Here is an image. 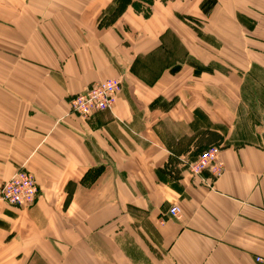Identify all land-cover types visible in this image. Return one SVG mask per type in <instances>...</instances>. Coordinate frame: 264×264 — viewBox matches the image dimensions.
I'll use <instances>...</instances> for the list:
<instances>
[{"label": "crops", "instance_id": "0c3cea01", "mask_svg": "<svg viewBox=\"0 0 264 264\" xmlns=\"http://www.w3.org/2000/svg\"><path fill=\"white\" fill-rule=\"evenodd\" d=\"M118 1L0 0V187L18 170L39 187L28 208L0 200V264H264V128L244 137L239 124L262 97L229 102L240 72L215 82L222 51L198 33L203 0H153L148 17L129 2L111 20ZM218 2L264 32V0ZM205 29L227 40L212 16ZM168 33L187 55L171 65ZM109 78L122 82L113 108L72 110ZM207 131L224 145L215 179L188 172Z\"/></svg>", "mask_w": 264, "mask_h": 264}, {"label": "rangeland", "instance_id": "374dc122", "mask_svg": "<svg viewBox=\"0 0 264 264\" xmlns=\"http://www.w3.org/2000/svg\"><path fill=\"white\" fill-rule=\"evenodd\" d=\"M119 1H125V0H119ZM141 1H145V4H142L140 2V0H127V2H133L136 3L137 5H135V8L137 11L142 12L145 16H150L153 13V9H152V5L149 6V4H152L153 0H141ZM163 3L166 2H170L172 0H161ZM183 1H187V3L190 2V0H183ZM261 1V0H260ZM148 4V5H147ZM221 4V2H218V0H203L201 2V10L203 11V16L202 18L196 20L197 24H198V33L199 35L202 36L203 41L207 42L211 45V47H218V49H221L222 51V57H221V64L219 63V66L221 67H215L218 68L220 70H214L215 74L219 75V79H215L216 81H221L222 77L221 74H226L228 76L227 73L231 74H236L239 75L238 72H240L241 74L239 75L244 83V87H237L238 82L240 79H238L237 77H230V86L227 88L230 91V95L229 98L231 101V103H234L238 97V91L241 93H243L245 95V98H253V97H262L263 101H260V103L257 105L256 108H252V106L249 104V106H251V109L249 107H246L247 104H244V106L241 109V115H240V122L239 124L241 125V129L242 132L244 133V137L246 135L249 136V131L251 130V128L255 129V134L254 137L257 138L259 136H263L264 132H262L263 134L259 135L258 129H263L264 128V94H262V92H264V90L262 88H264L263 83H264V65L263 62L260 60L262 59L264 61V32L262 34H260L259 32H255L254 33V27H256V25L258 23H256L257 19H255L253 17V14L251 16L246 15L245 17H238V21L235 22L233 21V17L229 16L227 14H223V11H221V7L219 6ZM114 10V9H113ZM111 11V9H108L106 12L107 14ZM165 12L168 14L170 12L169 9L165 8ZM155 14H159V13H155ZM160 15V14H159ZM207 16V17H206ZM212 16V20L214 19V23L215 25L218 26V28L220 29V31H224L225 32V36L227 38V40L225 39V43L223 40H221L220 38H212L210 35V33L205 29V23L206 21L211 18ZM180 17V16H179ZM226 18H230V23L228 24V26L226 25L227 19ZM182 20L184 19H188V20H192L193 14H185V13H181V17ZM107 22H109V19L107 20ZM223 32V33H224ZM169 36H167V43H168V47H167V54L166 57L163 59L165 65H171L173 63H175L176 60H184L185 58H187V55L185 54V46H181L177 43V41L174 39L173 35H170L169 33L167 34ZM169 45H170V49H169ZM259 53V59L257 58V54ZM239 61L240 63H243L242 65L246 66V68H243V66H239ZM197 64L199 65V69L203 68V64L202 62L197 60ZM226 65V66H224ZM255 66H260L263 69H255ZM241 67V68H239ZM254 70V71H253ZM260 70H262L260 72ZM141 71H145V69H141ZM199 71V70H198ZM220 72V73H218ZM224 72V73H222ZM227 72V73H225ZM201 75V71H199L198 75ZM115 80V84H117L116 82L120 79L118 78H111ZM237 79V80H236ZM106 80V79H105ZM104 81V80H102ZM121 81V80H120ZM100 82V81H99ZM119 84V89H118V93L117 96L119 95L120 91L122 90V85L121 83ZM218 85V89H220L219 85H221V82L217 83ZM246 85V88H245ZM95 86H97V84H93L91 85V89L94 88ZM89 88V89H90ZM243 90V91H242ZM262 91V92H261ZM78 95V94H77ZM76 96V95H75ZM74 96V97H75ZM72 97L69 102L70 105L74 104L73 103V98ZM235 104V103H234ZM71 108L73 110V107L71 105ZM246 108V109H244ZM100 111H102L101 108H99ZM109 107L107 106L105 108V110H108ZM254 110V111H253ZM256 112V113H255ZM79 116L84 117V118H88L90 115H86V114H82V112H78L77 113ZM251 137V135H250ZM234 138V139H232ZM242 138L241 136H233L231 137L232 141H237V139ZM247 139V138H246ZM218 145V149H219V154L221 155L222 153V149L224 147L223 144L218 143L216 144ZM205 150V149H204ZM202 150V151H204ZM202 151H198L194 160L190 161L188 163V172L189 174L193 175V176H198V177H203L205 176L206 173H208L210 175V177L212 178H217V176L214 175V171L210 170L208 168H206V163L209 161L210 158H212V154H216L217 152L210 150L208 151L207 154H203ZM190 164V165H189ZM191 169L195 172H198V174H195L191 171ZM23 170H18L16 173H21ZM15 173V174H16ZM31 173V172H30ZM14 174V175H15ZM33 175V174H32ZM34 177V175H33ZM219 177V176H218ZM35 179V177H34ZM36 181V179H35ZM37 183V182H36ZM38 187V186H37ZM33 193H30L31 196ZM39 194V187L37 189V191L35 192V197L37 199V196ZM30 198V197H28ZM35 199V201H36ZM0 200L5 201V197L4 196H0ZM24 201V200H23ZM21 202L22 204H18L16 206L19 207H24V208H28L30 205H33L35 203L32 202L29 204V202ZM7 202V201H5ZM9 203V202H7ZM11 204V203H9ZM14 205V204H11ZM172 215V214H171ZM175 216V215H172Z\"/></svg>", "mask_w": 264, "mask_h": 264}, {"label": "built area", "instance_id": "2783aa9c", "mask_svg": "<svg viewBox=\"0 0 264 264\" xmlns=\"http://www.w3.org/2000/svg\"><path fill=\"white\" fill-rule=\"evenodd\" d=\"M114 79H106L104 81L96 82L97 84L94 88H90L87 91L76 95L73 98V103L71 104L73 107V111L75 113L82 112V114L91 115L95 111H100L99 108L105 110L108 106L109 109L113 108L112 105L116 103L117 93L119 89V84L122 82L118 80L115 84ZM213 150L217 152L216 154H212V158L206 163V168L213 170L215 176H220L224 170V163L221 159V155L219 154L218 145H213L204 151L203 154H207L208 151ZM190 165V164H189ZM191 171L195 174L198 172ZM37 183L29 171L23 170L21 173H16L13 175L8 181L3 183L0 187V196L5 197V201L18 205L22 204L21 202H29L32 203L35 201V192L37 191ZM30 193H33L31 196ZM30 197V198H28ZM170 213L175 216H179L180 208L177 205H173L170 209Z\"/></svg>", "mask_w": 264, "mask_h": 264}, {"label": "trees", "instance_id": "16d2710c", "mask_svg": "<svg viewBox=\"0 0 264 264\" xmlns=\"http://www.w3.org/2000/svg\"><path fill=\"white\" fill-rule=\"evenodd\" d=\"M128 2L125 1H118L117 6L114 8L113 12L111 13V20L116 19L118 16H120L124 10L126 9ZM220 136L214 132V131H207L203 136L199 138V143H203L206 148L208 146L211 147L213 145H216V140L219 139ZM205 142V144H204ZM213 144V145H211ZM218 144V143H217Z\"/></svg>", "mask_w": 264, "mask_h": 264}, {"label": "bare ground", "instance_id": "6f19581e", "mask_svg": "<svg viewBox=\"0 0 264 264\" xmlns=\"http://www.w3.org/2000/svg\"><path fill=\"white\" fill-rule=\"evenodd\" d=\"M113 106V105H112Z\"/></svg>", "mask_w": 264, "mask_h": 264}]
</instances>
